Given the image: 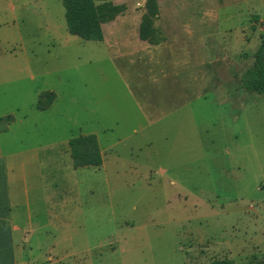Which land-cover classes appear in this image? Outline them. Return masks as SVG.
Listing matches in <instances>:
<instances>
[{
    "label": "rangeland",
    "instance_id": "1",
    "mask_svg": "<svg viewBox=\"0 0 264 264\" xmlns=\"http://www.w3.org/2000/svg\"><path fill=\"white\" fill-rule=\"evenodd\" d=\"M226 4L214 44L227 54L214 67L218 85L238 92L195 100L183 126L148 127L100 43L67 31L62 0H0V117L27 119L40 152L81 135L123 139L100 168L63 154L48 181L65 195L54 252L20 262L264 263V94L245 87L264 45V0ZM46 92L56 99L38 110Z\"/></svg>",
    "mask_w": 264,
    "mask_h": 264
},
{
    "label": "crops",
    "instance_id": "2",
    "mask_svg": "<svg viewBox=\"0 0 264 264\" xmlns=\"http://www.w3.org/2000/svg\"><path fill=\"white\" fill-rule=\"evenodd\" d=\"M157 1L159 16L153 22L154 36L147 41L140 38L147 0L98 2L104 32L98 43L115 73L131 88L144 124L183 126L195 100L221 90L224 95L238 92L224 82L218 85L214 67L224 52H215L217 10L228 0ZM1 123L0 264H23L18 256L54 252L47 239L51 225L65 217L59 210L65 206L56 204L65 195L48 181L56 172L63 173L65 164L60 160L63 154L71 157V139L42 146L40 152L27 119L14 117L10 124ZM96 136L104 156L123 142L103 146Z\"/></svg>",
    "mask_w": 264,
    "mask_h": 264
},
{
    "label": "trees",
    "instance_id": "3",
    "mask_svg": "<svg viewBox=\"0 0 264 264\" xmlns=\"http://www.w3.org/2000/svg\"><path fill=\"white\" fill-rule=\"evenodd\" d=\"M109 1L112 0H62L68 32L85 41H103L104 32L97 3ZM158 16V1L147 0L146 12L140 27V38L142 40L147 41L154 36L153 22ZM256 58V67L249 73L245 87L250 92L264 94V45L257 52ZM55 99L56 94L53 92L41 94L37 103V109L42 111L47 110L54 103ZM13 120V116H7L0 119V122L5 121L7 124H10ZM69 147L75 168H99L104 163L97 136L94 134L72 138L69 142ZM208 264L236 263L233 260L223 259L214 260Z\"/></svg>",
    "mask_w": 264,
    "mask_h": 264
}]
</instances>
